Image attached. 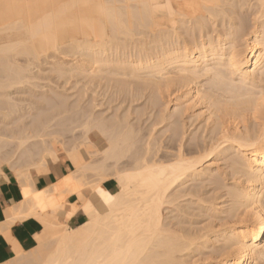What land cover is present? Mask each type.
Masks as SVG:
<instances>
[{
  "label": "bare ground",
  "instance_id": "bare-ground-1",
  "mask_svg": "<svg viewBox=\"0 0 264 264\" xmlns=\"http://www.w3.org/2000/svg\"><path fill=\"white\" fill-rule=\"evenodd\" d=\"M249 9H252L253 15H250L251 12L250 14L247 12ZM246 12L247 15L249 14L248 16L245 15ZM245 16L248 19L249 16H253L249 19L252 21L251 31L248 30L251 22L245 19ZM225 18H228V24L226 23L228 26L223 27L224 29L217 28L216 23ZM223 25L226 26L225 23ZM223 25L221 23V26ZM19 27L21 31L17 29ZM218 27L220 26L218 25ZM9 28H15L16 32L12 33L11 37L15 35L18 39L15 37L12 39L13 37H9L8 34V39L5 38L8 40L7 43L0 47L1 55H6L5 53L10 51L13 53L15 50L16 56H21L23 61L33 54L37 63L43 55L47 56L45 51L48 48H52L47 51H50V54L53 49H62L64 58L68 55L76 56L73 59L77 60L74 61L75 64L72 60V62L69 61L70 63L67 64L69 68L65 67L67 62L65 59L63 62L62 59L61 62L54 60L53 63H59L58 65L54 64L56 65L54 70L61 76L76 75L77 78L74 77V79L70 76L71 81L75 78L78 81L81 75L84 76L83 79L90 78V81L91 79L93 81L96 76L103 79L105 78L104 74L112 73L116 76H121V74L124 77L128 76L126 79L131 84L134 81L131 82L132 79L129 80V76L130 78L134 77V80L136 77L142 79L144 75L141 74L146 71L141 74L136 71L147 70L148 73H144L146 76L145 85L148 90L149 88L151 90V100L148 98L151 104L146 100L142 102H144V106L149 104V106L146 105V108L147 106L149 108L144 107V111L148 112L151 107L155 112L152 115L154 121L149 138L145 137L146 134L142 135L145 132L140 134L137 131V128L141 127L139 121H143L141 119H144V115L139 120V116L135 114L137 107L133 114L131 113L136 115L137 118L135 116L134 118L137 121L139 120L137 123L136 120L132 121L139 125L136 126V129L132 122L130 125L133 126V129L129 128L131 131L135 129L140 135L137 137V133L134 135L130 130L125 129L129 126L126 118L130 113L127 117L125 115L131 112L136 104L134 102L132 108L129 107L133 101L132 98H130L132 101H128L131 111L125 106L126 102L122 104L125 108L121 105L123 111L128 109H126L127 113L125 111L123 114L122 109L119 108L120 105L117 104L119 99L123 100L122 93L119 95L121 98L117 96L118 100L116 96L114 99L109 94V97L113 98H109L110 102L112 100L115 102L113 101L108 106L110 108L112 106L114 109V104H117L119 107L116 106L121 112L118 113L124 115L122 118L126 117L123 121L126 120L124 122L128 123V126L121 124L123 122L115 111L117 108L114 110L111 108L115 111L111 112L116 113L113 117H119L118 120L121 123L115 118L114 123L118 121V124H112L113 117H110V114L108 117L103 115L106 120L102 119L103 123L100 125L102 120L99 117L102 113L98 114L99 117L96 115L97 118L95 114L104 109L97 108L96 113L93 112L95 113L93 114L89 111L93 108L87 111L86 107L77 106L81 98L79 100V92L76 89L77 93L75 91L74 93L78 94V97L73 96V98L76 97L78 102L76 105L74 102L76 110L73 113L79 114L77 107L81 108V112L75 117L65 116L64 112L71 110V107L69 109L68 106H64L68 98L66 94H60L59 90H54L60 89L58 86H54L56 88L48 87L54 91L50 89H45V91L48 94L52 91L51 93L54 95L51 94L52 98H57L60 95L58 99L51 100L53 101L52 105L57 106L56 108L59 110L57 109V112L51 113V115H46L47 113L40 115L39 111L42 110H39L38 107L41 106V103L38 102L40 106L33 108V102L29 100L30 97H28V102L21 95L28 93L30 84L34 82L33 79H37L41 74L36 76L37 71L34 72L35 75L32 73V69L28 68L29 66L22 68L21 65V67L18 66L19 69H14L16 60H9L12 61L10 62V65L13 64L11 71L14 72L8 73L10 68L7 69L8 72L5 71L7 74L2 71L5 75L0 72L2 75L0 76V182L5 178L6 172L3 170L5 166L3 168L2 166L8 165L24 193V199L21 202L7 210L5 208L6 221L4 220L5 222L0 224V233L4 234L15 254L11 264H196L198 260L196 261L195 257L202 249L204 250L201 254L204 251H212L213 257L210 255L211 260L203 259L201 264H264V0H0V32L4 31L5 33V30H11ZM146 29L152 34L151 37ZM142 30H146L145 33L143 32V36L153 37V41H150V44L153 43L152 53L150 51L149 55L140 58H134L136 52L133 57H130L129 53L128 60L125 58L127 61H123V59L120 61V58H116L115 56L121 51L115 52V54L113 50L124 47L120 45V40L123 41L126 37L133 39V35L137 32H140L138 33L140 35ZM246 35L249 37L243 40ZM137 38L143 37L141 35ZM145 39L139 40L140 42L143 40L142 45L145 43ZM240 39L243 40V43ZM137 40L134 41L138 45ZM126 41L123 42L127 44ZM244 41H247L246 44ZM136 42L134 43L136 44ZM225 44L229 49L224 47ZM19 46L30 51L29 54L25 53L24 59L22 58L24 50L21 52ZM127 46L124 48L128 51ZM135 47L137 48V46ZM135 47L133 48L136 50ZM138 47L141 49L139 45ZM143 48L144 53L145 49ZM16 49H20L21 53L17 54L19 50ZM66 51L72 53H66ZM57 54L59 56L60 53L57 52ZM14 55L5 57L13 58ZM31 57L28 61V63L31 61L29 65L32 63L36 65L35 62H32L33 58ZM16 58L19 61L18 57ZM56 58L58 57L56 56ZM68 58L70 57L66 59ZM44 59L46 61V58ZM1 60L0 57V63L6 62L4 58ZM52 61H49L50 64ZM114 61L117 66H121L125 62L133 64L131 66L135 65V69L132 72L122 71L123 73H120L121 70L115 64L119 71H110L108 68ZM5 62L2 64L9 65V62ZM24 64L23 66H27L26 63ZM33 65L30 67L34 70ZM37 66L35 68H41V66ZM4 67L6 68V66ZM5 68L2 67L0 70ZM44 68L46 69V67ZM49 71L52 72L51 68ZM54 76L56 79L59 78L57 74ZM67 76L69 77V75ZM256 77L258 78L256 79ZM111 78H108L109 81ZM254 79L259 80V83ZM118 80L115 81L117 88L113 93L119 91L126 93L129 87L126 84L127 90L124 88L127 81L123 79L125 82H122L121 79L122 83H120ZM248 80L249 82L254 80L256 84L249 83ZM88 81L84 80L87 83L85 85H88L87 88L89 87ZM138 81L135 83L140 85L144 82L138 83ZM106 82L105 80V84ZM34 83H38V81ZM111 83L113 84L114 81ZM27 84L30 85L28 88ZM71 84L73 88H76L77 85L73 84H77V82H71ZM96 84H93V87ZM51 85L53 84L51 83ZM81 85L77 86L78 91L81 89L80 94L83 92L82 87H85L83 83ZM106 85L108 88L104 90L108 92L109 84ZM98 86L97 84L96 88ZM36 87L40 89L38 88L40 86ZM90 88L92 87L90 86ZM90 88H88L90 93H96V97L100 100L99 92L101 91H98V95L95 87L93 88L95 92ZM84 89L85 92L86 87ZM117 89L119 91L116 92ZM144 89L145 87L142 90L132 87L130 91L128 90L127 96L129 92L131 93L129 96L133 98L139 96ZM89 90L86 91L88 94H90ZM35 91L32 90L34 94H39L42 90ZM45 91H42L41 94H46ZM32 92L30 93L29 90L30 94L28 93V96H32L31 99H33ZM147 92L145 91V93ZM84 94L81 95L86 98ZM18 95L22 99L18 98ZM44 96L42 97L45 98L44 100L47 99V96L49 97V95ZM91 96L93 95H90L91 102L96 100L93 99L96 97ZM105 96L107 95L105 94ZM145 96L143 95L142 98H147ZM39 97L41 95H38V98L34 95L38 101ZM128 97H125L124 100L127 101ZM61 98L66 99L64 105L61 102L64 100ZM109 100L107 98L108 102ZM51 101L49 102V99L46 101L50 107L46 104L45 108L44 102L43 108L40 109H48L47 107L51 109ZM54 101H57L56 104ZM68 101L67 105H70V97ZM83 102L85 105L89 101ZM106 102L104 107L109 109L106 107ZM172 102L174 103L173 110L169 107ZM163 103H166V107ZM60 105L64 108H59ZM161 106L165 109L162 110ZM34 109L36 112H33ZM118 109L117 111H119ZM144 111L143 113H145ZM150 111L152 110L150 109ZM196 111H198L197 114H195ZM137 113L141 117V112ZM109 117L112 123L110 122V126L107 123L108 126H106ZM130 117L132 118L131 115L129 119H131ZM193 117L199 118L197 119L200 120L198 123L202 124L198 128V135L195 133V136H199L197 137L199 140L191 136L194 137L193 140H188V144H186L184 140L188 133V126L192 125L193 128L194 125L195 128H197L196 125L198 126L197 120ZM65 123L72 145L65 148L64 156L70 161L74 171L45 189L38 190L34 184L32 171L35 170L41 174L50 171L49 160L56 161L59 157L57 143L62 145L64 142L66 143L65 140H61V136L67 135L66 128H63ZM142 123L144 122H141L144 129L145 124ZM163 123L167 125L165 134L160 133L157 136L161 131L159 127L165 125ZM109 128H112L111 130L115 128L114 132L109 134V131L107 132ZM145 129L151 130L149 126ZM145 129L144 131H147ZM191 130L193 129L189 130L190 133ZM195 130L194 132H197ZM130 133L131 136H129ZM167 133L169 139L165 141L163 135L166 136ZM161 134L162 136H160ZM141 135L143 139H148L143 140ZM200 136H203V140ZM131 137H133V141L137 138L139 141L142 140L140 142L136 140L139 143L134 147H139L140 150L138 148L139 151L134 152L135 149L133 150L134 147H132L133 154L130 151V155L128 151L131 150V142L128 141L132 140ZM133 141L132 146L134 143L136 144ZM189 141L191 142L189 143ZM140 145H145V147L141 148ZM142 149L143 151H141ZM226 149L228 152L227 155H224L228 157V171L225 170L223 172L225 176L221 177V174L215 175L217 171L215 170V173L211 168L213 163L207 164V161L223 154ZM225 163H223L224 166H226ZM214 166H216L215 163ZM222 168L219 171H222ZM203 175L214 176V178L208 177L213 180V183L208 182L211 180L201 183L202 178L206 179ZM197 176H202V178L198 177L200 180L199 182L196 180L197 183L193 182L194 180L192 182L195 186L200 183L198 190L202 193L204 190L211 191L215 184L214 181H216V185L222 189L221 192L225 190V193L221 194L225 196V201L223 202L224 198H221V201L227 205L216 203L220 200H218L219 198L214 200L215 193L212 195L207 193L211 198L215 197L214 201L205 195L213 202L202 197V199L198 198L200 191L197 188L198 194L191 191L195 187L194 184L191 190L187 186L189 185L187 182ZM216 178L218 180H215ZM110 179H114L117 183L118 190L116 192H109L103 185ZM207 183L212 185L208 186ZM201 184L204 188L208 187L209 189H203ZM85 187H89L97 195L103 210L99 209L94 201L84 194ZM219 187L216 188L219 189ZM62 188L66 189L61 191ZM218 189H216L217 192ZM193 190L195 191V188ZM70 195H77V204H71L72 207L69 211L65 209L59 211L62 215L66 214L68 219L82 211L87 219L78 226L56 221V214L51 216L54 207H56L54 210H57L61 200H65ZM195 195L199 202H203L207 207V212L204 214L206 217L200 212L204 208L200 207L198 210L195 207L196 204L192 203L191 206L194 205L197 210L195 212V208L189 207V203L186 205L190 211L194 209L192 210V213L195 212L194 215L201 214V220L206 221V223L202 221V225L194 224L193 220L191 221L193 214L189 213V209L187 208V210V206L184 205L186 197L192 198ZM196 198L193 200L195 201ZM46 206L53 207L50 215L46 210L49 208ZM59 209L61 208L59 207ZM174 212H177L178 215H174L176 214ZM198 215L196 214V216ZM29 217L36 218L43 225V229L36 236L38 246L25 251L13 237L10 229L15 222ZM208 247L212 249L210 250ZM205 248L207 249L205 250ZM200 257L202 256L200 255Z\"/></svg>",
  "mask_w": 264,
  "mask_h": 264
},
{
  "label": "rangeland",
  "instance_id": "rangeland-1",
  "mask_svg": "<svg viewBox=\"0 0 264 264\" xmlns=\"http://www.w3.org/2000/svg\"><path fill=\"white\" fill-rule=\"evenodd\" d=\"M250 10H251V11H250ZM244 11H245V10H244ZM247 12H249V14H250V12H251L250 15H253V14H252V9H249V11L247 10ZM247 12L245 13V15H247ZM249 14H248V15H249ZM248 15H247V16H248ZM247 16H245V19H247V20H249L250 18H253V16H251V17L249 16V19H248V18H246ZM223 20H224V21H223ZM223 20L221 19L220 22L222 23V25L225 23L226 26H224V25L221 26V23H220L219 21H218V22H219L220 24L217 22V23H216L217 25H215V26H216L217 28H219V29H224L225 27H227V26H228V25H227V24H228V23H227V22H228V18H225V19H223ZM222 21H223L224 23H223ZM249 21H250L251 23H250V25H249L250 27L248 28V30L250 29L249 31H251V29H252V28H251L252 21H251V20H249ZM246 22H247V21H246ZM226 23H227V24H226ZM248 24H249V22H248ZM218 25H219L220 27H218ZM16 26H18V25H16ZM16 26H14V27L16 28ZM216 27H215V28H216ZM221 27H222V28H221ZM223 27H224V28H223ZM15 28H9V29H11V30H7V31L5 30V33H4V31H1V32H0V47L3 46L4 43H7L8 40H6L5 38L8 39V36H9V35H10L9 37H11V34H12V33L15 34V33H14V32H16V31H15ZM146 28H147V27H146ZM17 29L20 30V27L17 28ZM147 29H149V28H147ZM147 29H146V30H147ZM146 30H145V31L142 30V33H141L140 35L138 34V33H140V32L135 33V35H133L135 39H134V38H133V39H130L129 37H126L125 40H127V41H126L127 44H126L125 42H123V41H125V40H123V41L120 40V45H121V46L123 45L125 48H126V46L129 44V45L127 46V49H128L129 52H128L127 50H125L124 47H122V48L120 47L119 50H115V49H114V50H113L114 53H115V52L118 53L119 51H121V52H119L120 55L117 54L118 56L116 55L115 57H116V58H120V59H119L120 61H122L121 59H123V61H127L129 55H130V57H131V56L133 57V55L135 54V52H136V55L134 56V58H137V57H139V58H140V57H145L144 55H146V56L149 55V52H150V51H151L150 53H152V51H153V47H152L153 43L150 44V41H153V37L150 38V37L152 36V34L149 32V30H147V32H149L150 37H149V36L147 37L146 35L143 36V34L146 32ZM184 30H185V29H184ZM10 31H11V32H10ZM20 31H21V30H20ZM17 32H18V30H17ZM143 32H144V33H143ZM18 33H19V32H18ZM5 34H6V35H5ZM8 34H9V35H8ZM137 34H138L139 37H141V35H142L143 38H141V39H143V40L145 39V37H147V38L149 39V41H147V40H148L147 38L145 39V40H146L145 43H146V42H148V43H147L146 45H144L145 43L143 44V45L145 46L144 48L142 47V46H143V45H142V43H143L142 41H143V40L141 41V42H142V43H141V42L139 41V40H141V39H138V38H137L138 36L135 37ZM146 34H147V33H146ZM149 34H147V35H149ZM248 34H249V33H248ZM133 36H132V37H133ZM12 37H13V36H12ZM12 37H11V38H12ZM14 37H15V35H14ZM14 37H13L12 39H14ZM22 37H23V36H22ZM132 37H131V38H132ZM247 37H249V36H248V35L244 36L243 38H245V39H243V40H246ZM15 38L18 39V37H15ZM136 38H137L138 40H137ZM9 39H10V38H9ZM151 39H152V40H151ZM241 39H242V38H241ZM241 39H240V41H241ZM128 40H129V41H128ZM134 40H137V41L139 42L138 45L141 47V49L138 47L137 42L134 41ZM243 40L241 41L242 43H243ZM121 42H123V43H121ZM130 42L133 43V44H131ZM134 42H136V44H135ZM245 42H247V41H244V43H245ZM124 43H125L126 46L124 45ZM130 44H131L133 47L137 46V48H139V51H137V48H136V47H135V48H136V50H135ZM140 44H141V45H140ZM245 44H246V43H245ZM245 44H244V45H245ZM147 45H148V46H147ZM227 45H229V44L227 43ZM146 46H147V47H146ZM229 46H230V45H229ZM241 46H242V45H241ZM20 47H21V52L24 50V51H23L24 53L22 52V56H23L22 58L24 59V57L26 56V54H29L30 51H26V50H25V47H23V46H19L18 48H20ZM64 47H66V46H64ZM128 47H129V48L131 47L130 50H129ZM224 47L228 48V46H226V44L224 45ZM244 47H245V46H244ZM142 48L145 49V50H144V53H143V51H142ZM151 48H152V49H151ZM242 48H243V46H242ZM51 49H52V48H48V50H51ZM64 49H65V48H64ZM122 49H124V50H123L124 52L122 51ZM133 49H134V50H133ZM148 49H150V50L148 51ZM228 49H229V48H228ZM16 50H17V49H16ZM18 50H19V51H18ZM18 50H17V51H18L17 54H19V52H20V49H18ZM48 50L45 51V53H47V56H48V57H47L46 54H45L46 57H44V55H43V56H42L43 58H42V57L40 58V61H41V59H42V61H41L42 63H41L40 61L36 63V62H35V58L33 57V54H30V55H29L30 57L32 56L31 58H33V60H34V61L32 60V62H35L36 65L41 66V68H39V67L37 66V67L39 68V69H38V68H35L36 65H33L34 63H32V65H33V67H34V70H33L32 67H30V66H32V65H29V64H31V61L28 63V61L30 60V57H29L28 55H27V56H28L29 58H28V59H24V61H25V62H24L23 60H21V56H19V55L16 56V54H15L16 52L14 53L15 50H13V53H12V51H10L11 53H10V52H7V53H5L6 55L3 54L4 56L0 54L1 59H2V60H3V58L6 59V62H9V65H10V62H12V61H9V60H13V61L16 60V61H14V64L16 63V64L14 65V67L12 66V65H13L12 63H11V65L9 66L5 61L1 62V63H0V69H1L2 67L5 68L4 66H6V68H5L4 70H0V72H1V74H3L5 71L8 72L7 69L10 68V70L8 69V70H9L8 73H10V72L12 73V72H14V71H11V68H12V67H13L14 69H17V68L19 69V67H21V65H22V68H23V67H28V66H29L28 68L32 69V73H34V72L37 71V75H36V73H34V74H35L36 76H38V74H39V75L41 74L40 77H41V76H42V77H41V79H38V78H40V77H37V79H33V81H34V82L38 81L39 84H38V83H34V82H32V84H34V85H33V86H32V84H30V85H31L33 88H32L29 84H27L26 87L28 88V86H30V87H29V88H30L29 90H30V93H31L32 90H34V91L36 90L35 92H39L40 89H41L42 91H45V89H46V90H47V89L49 90L50 88H53L54 86H56V87L58 86L60 89L57 88V89H54V90H56V91L59 90L58 93L60 92V94H66V96H67V98H68L67 100L65 99V100H66V104H65V100L63 99L64 97L61 98V100H62V99L64 100V101H61L62 104H63V105L65 104L64 106H66V107L68 106L69 109H70V107H71V110H70V111H69V110L66 111L67 113L64 112L65 116H67L68 118H69V117H75V116L79 115L80 112H81V111H80L81 108H79V107H82V108H83V107H86L87 111H88L90 108H93V109H90V110H89V111H91L92 113L95 112V111L97 110V108H98L99 110H101V109L103 108L104 110H102V112L97 111V113L95 112L96 114L93 113V114H95V117H96V115H97V117H99L98 114L101 115V113H102L101 116H102L103 118H102L101 116L99 117V119L102 120V119H104L105 117H108L110 114H111V115L114 114V115H112V116L110 115V117H113V116L116 115V113H112V112H115V111H116L117 113H118V112L121 113L120 110L117 108L118 105H120V107H119V106H118V107L122 109L121 111H123V108H125V106H127V108H129V107L132 108V106H133L132 104H134V102H136V104L134 105L135 107L133 106V108H132L133 110L131 109V110H132V111H131L130 108H129V110H130L131 112H128V114L125 115V116L127 117V116L129 115V113H130V115H131L132 118H133V119H132V118L130 117L131 119H129V116H130V115L128 116V118L125 117L126 120L129 122V126H128V123L124 122V121H126V120L123 121V119H125V118H122V116H124L123 114L125 113V111H126L127 108L123 111V114H122V115L118 113V114H119V117H120L121 119H120L119 117L116 116V117H113V118H112V119H113V121H112V120L110 119V117H109L108 119H109L110 121L107 120L108 122L106 121V124L109 123V126H110V122L112 121L113 123H112V122H111V123L114 124V125H116V124H118V121H119L118 119H120V120L123 122V123H121V122L119 121L121 124H127L128 128H125V129L130 130L129 128H130L131 125H132L131 122H132L133 120H136V123H137V122L142 118V116L144 115V116H143L144 119L142 118L141 120H143V121H141V122H144V123H142V124H143V125L145 124V125H144L145 128H146L147 126H149L151 130L148 131L147 129L144 128L145 130H147V131H144L143 126L141 125V122H140V121H139V125H140L141 127H138L139 125H137V124L134 123V122H132V123L135 124V125H134L135 129H136V126L138 127V128H137V131H138L140 134H142L143 132H145V133H143L142 135L144 136V134H146L145 137L148 136V138H149V134H150L151 131H152V126H153V121H154V116H152V115H154V114H153L154 111H153V109H152L151 107H150V109H151L152 111H150V109H148V112L150 111L149 113H148L147 111H144V109L146 108V105L149 106V104H151V101H148V98H149V100H151V98H150V95H151L150 92H151V90H150V88H149V90H148V87H146V85H145V79H146L145 77H146V76H145L144 73L147 74V73H148L147 70H144V69H143L141 72H140V70H138L139 72L136 71V73H138V74H139V73L141 74V73H143V71H146V72H144L143 74H141V75H144V76H143L144 78H142L143 80L141 79V77H139V79L136 77L137 80H139L138 83H140V81H144V82H143L144 84L141 83V85H140V84H136L135 82H137V80H136V78H135V80H136V81H135V80L133 79L134 77H132V76H131L132 78H130V76H129V80L132 79L131 82H133V81H134V82L130 84L129 81H127V79H126V78H128V76H125V77H124L123 74H121V76H120V75L116 76V74L113 75L112 73H110V74H104L105 78H103V79L100 78L99 76H96V78L94 77L95 79L93 78V81H92V79H91V81H90V78H87V79L84 78V79H83L84 76L81 75V76H79V79H81V80H80L81 82L79 81V79H78V81H79V82H78V81L76 80V78H77L76 75L71 76L72 74H67V75H69V77H68L67 75L61 76L58 72H56V71L54 70L55 67H56V65H58L59 63H53L54 60H56V62H61L60 60L62 59V62H63L64 59H65V62L67 61V62L65 63V65H66L65 67L69 68V67L67 66V64H69V63L72 62V61H73V63L75 64L74 61L77 60V59H73V58H76V56L74 57V56H69V55H68L67 57H70V58L66 59L67 57L64 58V57L62 56V55H63L62 53H64V52L62 51V49H61V50L59 49L60 51H59V50H54V49H53V50L51 51V54H50V51L47 52ZM25 51H26V52H25ZM54 51H56V52H54ZM146 51H148V52L146 53ZM21 52H20V53H21ZM27 52H28V53H27ZM57 52L60 53L59 56H58ZM110 52H111V51H110ZM113 52H112V53H113ZM122 52H123V54H122ZM25 53H26V54H25ZM31 53H32V52H31ZM66 53H72V52L66 51ZM116 53H115V54H116ZM125 53H127V54H125ZM129 53H130V54H129ZM14 54H15V55H14ZM23 54H24V55H23ZM128 54H129V55H128ZM7 55H8V56H9V55H11V56L14 55L15 57H13V58L18 57L19 61H17V58H16V59H13L11 56L8 57V58H6L5 56H7ZM20 55H21V54H20ZM125 55H126V56H125ZM56 56H57L59 59L56 58ZM61 56H62V57H61ZM60 57H61V58H60ZM71 57H72V58H71ZM11 58H12V59H11ZM26 58H27V57H26ZM44 58H46V61H45ZM47 58H48L49 61L53 60V61L51 62V63L53 64V67H52V64H50L49 61L47 62ZM79 58H80V57H79ZM116 58H115V61H116ZM125 58H127V60H125ZM43 59H44V60H43ZM50 59H51V60H50ZM69 59H70V60H69ZM2 60H1V61H2ZM20 60H21V62H20ZM71 60H72V61H71ZM117 60H118V59H117ZM119 60H118V62H119ZM26 61H27V62H26ZM36 61H38V60H36ZM44 61H45V62H44ZM69 61H70V62H69ZM115 61H114V63L112 64V66H110V67L108 68L110 71H116V72H118L119 69H120L121 71H119V72L121 73L122 71L132 72V71L135 69V65L133 66V67H134V68H133V67L131 66V65H133V64H129V63H126V62H125L124 64L122 63V65H123V68H122L123 70H122V69H121V66H122V65H121V66H119V65L117 66V63H116L117 61H116V62H115ZM4 62H5L6 64H2V63H4ZM46 62H47V63H46ZM24 63H26L27 66H23V65H25ZM40 63H41V64H40ZM44 63H45V64H44ZM1 64H2V65H1ZM47 64H48V65H47ZM54 64H56V65H54ZM115 64H116L117 68H119V69L116 68ZM125 64H126V65H125ZM127 64H129V65H127ZM7 65H8L9 67H8ZM43 65H44V66H43ZM70 65H71V64H70ZM70 65H69V66H70ZM72 65H73V64H72ZM72 65H71V66H72ZM113 65H114L115 67H114ZM18 66H19V67H18ZM71 66H70V67H71ZM124 66H125V67H124ZM44 67H46V69H45ZM112 67L114 68V70H113ZM127 67H128V68L131 67V68L129 69V71H128V68H127ZM50 68H51V71H52L51 73H50V71H49ZM52 68H53V69H52ZM126 68H127V69H126ZM14 69H12V70H14ZM36 69H38V70H36ZM47 69H48V70H47ZM39 70H41V71H39ZM130 70H131V71H130ZM2 71H3V73H2ZM42 71H43V72H42ZM48 71H49V72H48ZM6 72H5V73H6ZM38 72H39V73H38ZM47 73H48V74H47ZM122 73H123V72H122ZM6 74H7V73H6ZM56 74L58 75V77H59L60 79H59V78L56 79V76H54V75H56ZM111 74H112V76H111ZM3 75H5V74H3ZM122 75H123V76H122ZM0 76H2V75H0ZM53 76H54V78H52ZM66 76H67V77H66ZM70 76H71V78H73V79H74V77H76L75 80H76L77 84H73L74 86H75V85L79 86V85H81V84L83 83V86L86 87V91L89 90L88 88H90V86L92 87V88H90V89H93L94 87L96 88V86H97V84H98L99 86H98L95 90H97V94H98V95H99V93H100L99 98H100L101 101L96 97V96H97V95H95L96 93H94V94L92 93V94H91V93H90V92H91L90 90H89V93H90V94H88V92H86V91L84 92V90H85L84 88H85V87H84V88L82 87L83 92H82L81 94L86 93V94H84V96H86V98L83 97V95L80 94V92H81L80 90H81V89L78 91L77 86H75L76 88H73V87H72V84L70 85L71 82H72V83H76L75 80H72V81H71ZM107 76H108V78H109V77H110V78L112 77V78L110 79V81H109L108 78H106ZM115 76L117 77V79L115 78ZM63 77H64V78H63ZM65 77H66V79H68V78H70V79H69V80H66ZM80 77H81V78H80ZM113 77H114L115 79H114ZM122 77H123V78H122ZM49 78H50V79H49ZM257 78H258V77H256V79H257ZM47 79H48V80H47ZM55 79H56V80H55ZM101 79H102V81H101ZM104 79L107 81L106 84H107V83L109 84V85H108V86H109V89H108L109 91H108V92L106 91L108 87H107V85L105 84V80H104ZM107 79H108V80H107ZM118 79H120V80H118ZM121 79H122V82L126 79L125 81H127V83H125V85L127 84V85L129 86V87L127 88L129 91L131 90L132 87L135 88V89H137V88H141V90H142V88L145 87L143 93H142V91H141V93H142L141 95H142V96H143V95H144V96L147 95V96H145V97H147V98L144 99V97L142 98L141 95H139V96H134V98H133L132 96H129V95H131L130 92H129V95H128L129 97H128V96H127V94H128V93H127L128 90L126 89L127 85H126V86L124 85L125 87L123 86V87L127 90L126 93H125L124 91L120 92L118 89L116 90V92L119 91V92H117V93H119V94H117V93H113V92L115 91V89L117 88V87H115V86H116L115 81L118 80V81L120 82ZM123 79H124V80H123ZM140 79H141V80H140ZM84 80H85V82L89 80V81H88V82H89V87H88V88H87L88 85H85V84H87V83H85ZM96 80H97V82H96ZM98 80H99V81H98ZM111 80L114 81L113 84L111 83V82H112ZM254 80H255V79H254ZM254 80H252V81L250 80L251 82H249V80H248V82H249V83H252V82H253V83L256 84V82L259 83L260 78H259V80H257V81L255 80L256 82H255ZM44 81H46V82H44ZM50 81H51V82H50ZM73 81H74V82H73ZM82 81H83V82H82ZM108 81H109V82H108ZM125 81H124V82H125ZM49 82H50V83H49ZM58 82H59V83H58ZM61 82H63V83H61ZM90 82H91V83H90ZM94 82L97 83V84H96V86L93 87V84L95 85ZM122 82H120V83H122ZM51 83H52L53 85H51ZM65 83H66V84H65ZM67 83H68V84H67ZM78 83H79V84H78ZM80 83H81V84H80ZM99 83H100V84H99ZM128 83H129V84H128ZM57 84H58V85H57ZM90 84H91V85H90ZM101 84H102V85H101ZM103 84H104V85H103ZM111 84L113 85V87L111 86ZM132 84H133V85H132ZM135 84H136V85H135ZM142 84H143L144 87L142 86ZM35 85H36V86H37V85L40 86V87H38V88H40V89H37V87H36ZM43 85H44V86H43ZM50 85H51L52 87H51ZM138 85H139V86H138ZM34 86H35L36 89L34 88ZM41 86H42V87H41ZM81 86H82V85H81ZM81 86H80V88H81ZM100 86L103 87V88H102V87L100 88L101 90H99V87H100ZM110 86H111V89L113 88L112 90L110 89ZM141 86H142V87H141ZM26 87H25V88H26ZM48 87H50V88H48ZM56 87H54V88H56ZM69 87H71V88H73V89H71V88L69 89ZM105 87H106V88H105ZM130 87H131V88H130ZM78 88H79V87H78ZM124 88H123V89H124ZM75 89L77 90V92H79V96H80V97H79V100H80V98H81V100H80L79 102H78V99L76 98V97H78V94L75 95V93H77V92L75 91ZM104 89H106V90H104ZM125 89H124V90H125ZM146 89H147V90H146ZM25 90L27 91L28 89H25ZM29 90H28V93H29ZM37 90H38V91H37ZM50 90H53V89H50ZM54 90H53V91H54ZM61 90H62V91H61ZM93 90H94V89H93ZM93 90H92V91H93ZM95 90H94L93 92H95ZM103 90H104V91H103ZM42 91H40L39 94H38V93H35V94H34V93L32 92L34 101H33V99H31L32 96H28L30 93H29V94H28V93H27V94H22L21 96H23V97H22L23 99H27V100L29 99L28 97H30L29 100H32V101H30V102H33V104H32L33 108H37L38 106L41 105L42 107H41V106L38 107L39 110H42V111H39V110H38L39 112H41L40 115H41V114H42V115H45L46 113H47L46 115H51V113H56L58 108H56L57 106H53V105H52V102H53V101H51V100H56V99H58V96L60 97V95H58L57 93H54V94H57L58 96H57V98H54V97L52 98V96H51V94H52L51 92H52V91H50L49 94L46 93L47 91H45L46 94H41ZM74 91H75V93H74ZM98 91H101V92L98 93ZM145 91H146V92L148 91V92H147L148 94L145 93ZM63 92H64V93H63ZM72 92H73V93H72ZM103 92H105V93L102 94ZM106 92H107V93H106ZM111 92H112V94H111ZM67 93H68L69 95H68ZM71 93H72V94H71ZM121 93H122V95H121ZM123 93H124V94H123ZM149 93H150V94H149ZM32 94H31V95H32ZM37 94H38V95H41V97H39V101H38V99H37V98H38V95H37ZM105 94H106L108 97L105 96ZM109 94H110L114 99H115V96H116V99H117L118 97L121 98V96H122L123 100H122V99H121V100L119 99V100H120V101H119V100L117 99L118 102H117V100H116V102H117L118 105H117V104H114V109L117 108L119 111H117V109H115V111H113V110H114L113 107L111 106V108L113 109V110H112V109L108 106L109 104L111 105L113 101L115 102V100H112V102H110L111 99L109 100V98H112V97H109V96H110ZM113 94H115V95L113 96ZM116 94H117V95H116ZM24 95H25V96H24ZM34 95H36L37 98H34ZM43 95H45V96L49 95V97L47 96V97H46L47 99L44 100L45 98H44V99L42 98ZM52 95H53V94H52ZM90 95H93V96L95 95L94 97H96V98H93V99H96V100H94V101H99V102H94L92 99H91V100H92V102H91V101H90ZM102 95H104L105 97L102 96ZM119 95H121V96H119ZM148 95H149V97H148ZM18 96H19V97H18ZM18 96H17L18 98H21L20 95H18ZM26 96H27V97H26ZM45 96H44V97H45ZM53 96H54V95H53ZM62 96H64V95H62ZM66 96H65V98H66ZM73 96H76V97L73 98ZM81 96H82V97H81ZM88 96H89V100H88ZM93 96H91V97H93ZM117 96H118V97H117ZM124 96H125V97H128V98L126 99L127 101L124 100V99H125ZM24 97H25V98H24ZM69 97H70V105H67V102H69V101H68V100H69ZM135 97H136V98H135ZM22 98H21V99H22ZM41 98L43 99V101H42ZM72 98H73L74 101L72 100ZM82 98H83V101L86 102V100H87V102L89 101V102H91V104H89V102H88L89 106H86V105H88V104H85V105H84V102L82 101ZM84 98H85L86 100H85ZM107 98H108L109 102L107 101ZM113 98H112V99H113ZM130 98H132L133 101H132ZM36 99H37V101H36L37 103L35 104V100H36ZM48 99H49V102L51 101V109L49 108L50 106H49V105L47 104V102H46ZM97 99H98V100H97ZM129 99H130V100H129ZM142 99H143V100H142ZM29 100H28V102H29ZM59 100H60V98H59ZM145 100H146V102L148 101L149 104H145V106H144V102H142V101H145ZM57 101H58V100H57ZM57 101H54V104H56ZM104 101H105V102L107 101V102H106V105H107L106 107H109V109H106V108L104 107V106H105V102H104ZM128 101H129V102L132 101V102H131V106H129L130 104H129ZM138 101H139V104H138ZM38 102H39V104H40V103H41V104L38 105ZM44 102H45V105H44L45 108H46V104H47V106H49V107H47L48 109H45V108H44V110H43V109H40V108H43V104H44ZM74 102H75V105H76L77 102H78L77 106H79V107H77V111H78L79 114H74V113H73V112L76 110V109L74 108ZM124 102H126L125 106L122 105V104H124ZM26 103H27V102H26ZM58 103H59V102H58ZM82 104H83L84 106H83ZM96 104H97V105H96ZM128 104H129V105H128ZM137 104H138V105H137ZM142 104H143V105H142ZM163 104L165 105L164 107H166V103H163ZM34 105H35L36 107H35ZM71 105H72V106H71ZM80 105H81V106H80ZM95 105H96V107H95ZM102 105H103V106H102ZM116 105H117V106H116ZM121 105H122V107H123V106H124V107L122 108ZM161 105H162V104H161ZM173 105H174L173 102H172V105H171V104L169 105V107H171L172 110H173V108H174ZM52 106H53V107H52ZM92 106H93V107H92ZM97 106H98V107H97ZM115 106H116V107H115ZM128 106H129V107H128ZM148 106H147V108H149ZM162 106H163V105H162ZM162 106H161V107H162ZM75 107H76V106H75ZM94 107H95V108H94ZM100 107H101V109H100ZM136 107H137V110L135 109ZM138 107H139V108H138ZM144 107H145V108H144ZM164 107H162V110H163ZM52 108H53V109H52ZM59 108H64V107H63L62 105H60ZM78 108H79V109H78ZM147 108H146V109H147ZM65 109H66V108H65ZM84 109H85V108H84ZM84 109H83V111H86V110H84ZM134 109L136 110V111H135V112H136L135 114H137V116H139V120H138V121H137V119H136V118H137L136 115H135V114L132 115ZM164 109H165V108H164ZM35 110H36V109H34L33 112H36ZM53 110H54V111H53ZM58 110H59V109H58ZM66 110H67V109H66ZM92 110H93V111H92ZM127 110H128V109H127ZM107 111H109L110 113L108 114ZM111 111H112V112H111ZM143 111H144L145 113H143ZM164 111H165V110H164ZM103 112H106L108 115H107V114H104ZM137 112H139V113L141 112V113H140V114H141V117H140V115H138ZM48 113H49V114H48ZM68 113H69V114H68ZM75 113H77V112H75ZM82 113H83V112H82ZM126 113H127V111H126ZM131 113H132V114H131ZM154 113H155V112H154ZM197 113H198V111L195 112V114H197ZM64 114H63V116H64ZM70 114H71V115H70ZM149 114H150V115H149ZM72 115H73V116H72ZM103 115H104L105 117H104ZM65 116H64V117H65ZM134 116H135L136 118H134ZM195 116H196V115H195ZM97 117H96V118H97ZM115 118H117L116 120H118V121L115 122L116 124L114 123ZM195 118H196V117H195ZM195 118L193 117V119H195ZM99 119H98V120H99ZM150 119H151V121H150ZM197 119H199V118H197ZM197 119H195V120H197ZM104 120H106V119H104ZM195 120H194V121H195ZM147 121H148V122H147ZM199 121H200V120H199ZM199 121L197 120V124H198V126L196 125L197 128H195V125H194V128H195L196 130H195V129L192 127V125L189 123V125H191V127L188 126V131H187V132L190 133L189 130H190V129H193V130H191V133L189 134L190 137H191V136H194L195 138L199 137V136H195V135H196L195 133H197V135H198V128H200V125H202L201 123H200V125H199V123H198ZM99 122H100V121H99ZM188 122H189V121H188ZM66 123H67V121H66ZM66 123L63 125V128H64V129L66 128ZM102 123H103V120L101 121L100 125H101ZM146 123H149L150 125H149V124L146 125ZM67 124H69V123H67ZM112 124H111V125H112ZM130 124H131V125H130ZM163 124H165V123H163ZM195 124H196V122H195ZM69 125H70V124H69ZM165 125H166V124H165ZM165 125H162V127L160 126L161 128L159 127V129H160L161 131L158 132L157 136H158L160 133H164L165 129L167 128V125H166V126H165ZM64 126H65V127H64ZM67 126H68V125H67ZM106 126H108V124H107ZM112 126H113V125H112ZM189 127H190V129H189ZM201 127H202V126H201ZM63 128L61 127V129H63ZM106 128H107V127H106ZM112 128H113V127H112ZM112 128H111V129H112ZM131 128L133 129V126H132ZM140 128H142V129L139 131ZM109 129H110V128H109ZM109 129H107V132L109 131V134H110L113 130H115V128H114L113 130L110 129L111 131H110ZM125 129H124V130H125ZM135 129L132 130V131L130 130V132L134 133V135L137 133V132L135 131ZM201 129H202V128H201ZM194 130L197 131V132H194ZM62 131H63V130H62ZM66 131H67V132H66ZM134 131H135V132H134ZM141 131H142V132H141ZM192 131H193V133H192ZM63 132H64V131H63ZM65 132L67 133V135L64 134L63 136H61L62 139H61V138H60V139L63 140V141L65 140L66 143H67V142H68V143L66 144V143L64 142V143H63L64 145H62L61 143H57V145L59 146V150H58L59 157H58V160H56L55 162H53L54 160L50 159V160H49V166H50L51 164H53V163H57V162H60V161L67 162V163L70 165V167H71V169H70L69 172H68V174H69V173H71V172L74 171V167L71 165L70 161L64 156V155H65L64 152H65V148H66V147L69 148V146L72 145V144H71V143H72V140L69 139V135H70V133H69V131H68L67 128L65 129ZM65 132H64V133H65ZM113 132H114V131H113ZM146 132H148V133H146ZM199 132L201 133L202 131H199ZM188 133H187L185 136H186V137L188 136L189 139L185 137V140H184V142L186 141V142H185L186 144H188V140L191 139V141H192V140H193L192 138H194V137H191V138H190L189 135H188ZM200 133H199V135H201ZM164 134H165V133H164ZM191 134H192V135H191ZM193 134H194V135H193ZM137 135H138V133H137ZM142 135H141V138H142ZM202 135H203V134H202ZM64 136L66 137V139H65ZM129 136H131V133L129 134ZM132 136H133V135H132ZM139 136H140V135H138L137 137H139ZM160 136H162V134H161ZM164 136H165V135H163V138H164L165 141L169 139V138H168V136H169L168 133L166 134L165 137H164ZM201 137H202L201 140H203V136H200V138H201ZM131 138H132V140H130ZM131 138L129 139L130 141H128L129 143L131 142V143H130V149H131V150L128 151V152H129L128 154H130V155H131L130 151H131L132 154H133L132 147H134V145H138V143L143 139V138H142V139L139 141V138H137V139H134V141H133V137H131ZM134 138H136V137L134 136ZM148 138H147V139H148ZM165 138H167V139H165ZM147 139L144 138L143 140H147ZM68 140H70V141H68ZM95 140L98 141L97 139H95ZM136 140H138L139 142L137 143ZM195 140H196V139H195ZM197 140H199V139L197 138ZM201 140H200V141H201ZM132 141H133V142H136V144L134 143L133 146H132ZM191 141H189V143H190ZM144 142H145V141H144ZM200 143H202V142H200ZM141 144H142V142H141ZM128 146H129V145H128ZM140 146H142V145H140ZM144 147H145V145L142 146L141 148H144ZM138 148H139V147H138ZM138 148L134 147V148H133V150L135 149L134 152L139 151L140 148H139V150H138ZM136 149H137V150H136ZM141 151H143V149H142ZM227 152H228V151H227V149H226V152H223V154L217 155V156L213 157V159H211L210 161H207V164H211V162L213 163V165L211 164V168L213 169V172H215V170L217 171V173L215 172L216 174L214 173L215 175H217V174H221L220 176L222 177V176H225V175H223V174H224L223 172H225V170L228 171V166H227V165H228V163H227V161H228V157L226 156V157H227V158H226L225 155H224V154H226ZM234 154H236V153H234ZM234 154H233V155H234ZM226 155H227V154H226ZM234 156H235V155H234ZM218 157H219V158H218ZM215 158H216V159H215ZM224 158L227 159V160H225ZM223 159H224V161H223ZM16 161H17V160H16ZM215 161H216V162H215ZM220 161H221L222 164H221V163L218 164V162H220ZM222 161H223V162H222ZM225 161H226V163H225ZM214 163L216 164V166H214ZM223 163H225L227 167L224 166ZM217 164H218V165H217ZM205 165H206V164H205ZM4 166H5V167H4ZM221 166H222V167H223V166L225 167V168L223 167V168H224V171H223V168H222ZM3 167H4V168H3ZM2 168H3V170H5V171H10V170L12 171V169H10L8 165H3ZM221 168H222V171H219V169L221 170ZM32 172L34 173V170H33ZM218 172H219V173H218ZM89 173H90V175L93 176V174H92L91 172H89ZM68 174H67V175H68ZM212 175H213V174H212ZM65 176H66V175H65ZM88 176H89V175H88ZM92 176H90V177L92 178ZM203 176H204V175H203ZM209 176H210L211 178H214V176H211V175H206V176H204V177H206V179H205V178L203 179L202 176H197V177H196L197 179H196L195 177L191 178V179L187 182V183L189 184V185H187L188 188L191 190V188H192V186H193V184H194L193 182H195L196 180H198L197 182H199V180H200L201 178H202V180H200L201 183H203L202 181H204V182L206 181V182H207L208 180H211V181H208V182H212L213 180H212L211 178H208ZM90 177H89V178H90ZM198 177H200V179H199ZM221 177H220V178H221ZM217 178L219 179V176H218ZM217 178H216L215 180H218ZM223 178H224V177H223ZM93 179H95V178L93 177ZM90 180H91V179H90ZM193 180H194V181H193ZM221 180H222V178H221ZM192 181H193V182H192ZM109 182L111 183V185H110V188H111V189H110V190L113 191V192L117 191V190H118V186H117L116 181H115L114 179H110ZM197 182H195V183H197ZM206 182H205V183H206ZM191 183H192V184H191ZM212 183H213V182H212ZM214 183H215V184H213L212 189H211V187H210L211 191L213 190L212 193H211L210 190H209V191H208V190H204V191H206V192L203 191V193H202V191L198 190V186L200 185V183H199L198 185L196 184L197 187H196L195 184H194L195 187H194V186H193V187L195 188V191L193 190L194 188H193L191 191L195 192V194H198V191H200L199 194H198V198H199V197H200V198L202 197V198H204V199H206V200H208V201L211 200V199L213 200L215 197L211 198V196H210V195H207V193H210L211 195H212L213 193H215V194L213 195V196H216V198H215L214 200L216 201L218 198H219L218 200H220V202H219V201H218V202L216 201V203H218L219 205H227L226 203L223 204V202L225 201V196H222V195L225 193V190H223V191L221 192V190H222L221 187H219V186L216 185V181H214ZM217 183L220 184V182H217ZM207 184H208V183H207ZM201 185H202V184H201ZM209 185H212V184L210 183V184H208V186H209ZM214 185H215L216 187H219V189L216 188ZM204 186H206V185L204 184ZM202 187H203V185H202ZM202 187H199V188H202ZM206 187H207V186H206ZM196 188H197L198 191H196ZM213 188H214V189H213ZM63 189L65 190L66 188H62L61 191H64ZM203 189H209V188H208V187H207V188H204V187H203ZM203 189H202V190H203ZM216 189H218V192L216 191ZM214 190H215L216 192H215ZM83 192H84L85 195H87L88 197H90V198L92 199V201H94V203L96 204V206L99 207V209L103 210V207L101 206V203H100L99 198L97 197V195H96V194H95V193H94L89 187H85L84 190H83ZM219 192H220V193H219ZM201 193H202L204 196H203ZM216 193H217V194L219 193L220 195H221V194H222V195L220 196L219 194L217 195ZM199 195H200V196H199ZM205 195H206V197L208 196V197H210L211 199H210V198H209V199L206 198ZM76 196H77V195H76ZM217 196H218V197H217ZM190 197H191V196H190ZM194 198H196V195H195V197L193 196L192 198H187V197H186L185 202H184V205L187 206L188 203H189V207H190V206L192 205V203H193L194 205L196 204L195 207H196L197 209L200 208V207H201V208H204L205 212H204L203 209H202V211L200 210L201 214L204 215V214L207 212V207H205V205H204L203 202H199V199H197V198H196V200L194 201V200H193ZM202 198H201V199H202ZM221 198H224V199H223V202L221 201V200H222ZM67 199H68V197H66L65 200L63 199L64 201L61 200V202H60V206H59L61 209H59L58 206H57V210H54V209H56V207H54V209H53V207H52V208H49V206H46L47 208H49V209H46L47 212L49 213V215H50V213L52 212L51 209H53V212H54V213L52 212V213H51V216H55L54 214H56V217H55V218H56V221L61 222V223H67V221H63V220H61V217H65V219H68V218H67V215H66V214H65V215H62V214L60 213V211H61L62 209H65V203L67 202ZM187 199H188V200H187ZM204 199H203V200H204ZM197 200H198V201H197ZM212 200H211V202L214 201V200H213V201H212ZM186 202H187V203H186ZM201 203H202V204H201ZM72 204H77V202H76V203H72ZM186 204H187V205H186ZM194 205L191 206V207H194ZM197 205H199V206L197 207ZM201 205H202L203 207H202ZM71 207H72V205H70V208H71ZM195 207H194V208H195ZM187 208H188V206L186 207V209H187ZM196 208H195V210H196ZM188 209H189V208H188ZM188 209H187V210H188ZM59 210H60V211H59ZM187 210H185V211H187ZM192 210H194V209H192ZM192 210L190 211V209H189V213L191 212V214H193V216H192L193 218L191 217V218H192L191 221L193 220L194 224L197 223V225H202V221L206 223L205 220H201V218H200V217H201V214L198 215V213H196L199 217L196 216V214L194 215V213L197 212V210H196L195 212H193V213H192ZM198 210H199V209H198ZM56 212H57V213H56ZM81 212H82V211H81ZM200 212H199V213H200ZM203 212H204V213H203ZM174 213H176V214H174V215H178L177 212H174ZM52 214H53V215H52ZM212 214H213V212H212ZM223 214H224V213H222V215H223ZM195 216L198 218V220H197V218H196V220L194 219ZM223 216H224V215H223ZM204 217H206V216L204 215ZM199 219H200V220H199ZM202 219H205V218L202 217ZM196 221H198V222H196ZM199 221H200V222H199ZM198 223H199V224H198ZM205 223H204V224H205ZM67 224H68V223H67ZM79 225H80V224H79ZM73 226H74V225H73ZM76 226H78V225H76ZM210 247H213V246H210ZM208 248H209V247H208ZM206 249H207V248H205V250H206ZM209 249L211 250L212 248H209ZM203 250H204V249H202L201 252H202ZM199 252H200V251H199ZM201 252L198 253L199 256L197 255V256L195 257V258H196V261L198 260V262H197L196 264H201V263H202L201 261H202L203 259H204V260H205V259H207V260H211L210 258L213 257V252H212V251H210V252H209V251H208V252L204 251L206 254H205L204 252L201 254ZM200 255H201L202 257H200ZM203 255H204V256H203ZM210 255H211L212 257H210ZM207 256H208V257H207ZM199 257H200V259H201V258H202V259H201V260L198 259ZM209 257H210V258H209ZM194 260H195V259H194Z\"/></svg>",
  "mask_w": 264,
  "mask_h": 264
},
{
  "label": "crops",
  "instance_id": "crops-1",
  "mask_svg": "<svg viewBox=\"0 0 264 264\" xmlns=\"http://www.w3.org/2000/svg\"><path fill=\"white\" fill-rule=\"evenodd\" d=\"M58 160V159H57ZM55 162V161H53ZM71 169L70 165L67 162L60 161L53 163L49 166L48 173H38L34 170L33 180L36 189L41 190L46 187L58 182L62 177L68 174ZM5 172V170H4ZM5 178L0 182V224L6 221V210L18 204L24 199V193L21 185L18 184L13 172L6 171ZM11 178V179H10ZM104 187L109 191L113 192L110 189L111 183L108 181L103 183ZM116 192V191H115ZM78 201L76 195H70L65 203V210L69 211L70 205ZM6 208V210H5ZM87 219L86 215L79 211L69 219L61 217V220L67 221L71 226L79 225L85 222ZM5 220V221H4ZM43 225L34 217H29L22 221L15 222L10 231L11 234L17 242L21 245L23 250L29 251L38 246V241L36 236L41 233ZM15 258L13 250L10 248V244L5 238L4 234L0 233V264H11V260ZM9 261V263H8Z\"/></svg>",
  "mask_w": 264,
  "mask_h": 264
}]
</instances>
